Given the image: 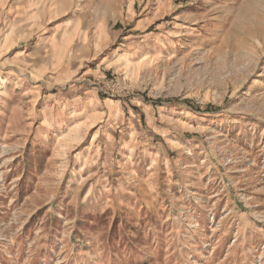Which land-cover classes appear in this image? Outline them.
<instances>
[{
	"label": "rangeland",
	"instance_id": "obj_1",
	"mask_svg": "<svg viewBox=\"0 0 264 264\" xmlns=\"http://www.w3.org/2000/svg\"><path fill=\"white\" fill-rule=\"evenodd\" d=\"M0 264H264V0H0Z\"/></svg>",
	"mask_w": 264,
	"mask_h": 264
},
{
	"label": "bare ground",
	"instance_id": "obj_2",
	"mask_svg": "<svg viewBox=\"0 0 264 264\" xmlns=\"http://www.w3.org/2000/svg\"><path fill=\"white\" fill-rule=\"evenodd\" d=\"M1 99L4 101L9 99V90L7 87H5V89H3V91L1 92Z\"/></svg>",
	"mask_w": 264,
	"mask_h": 264
}]
</instances>
